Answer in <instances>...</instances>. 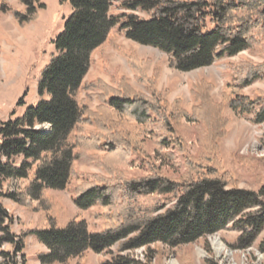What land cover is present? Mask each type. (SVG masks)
I'll return each mask as SVG.
<instances>
[{
	"label": "trees",
	"instance_id": "obj_1",
	"mask_svg": "<svg viewBox=\"0 0 264 264\" xmlns=\"http://www.w3.org/2000/svg\"><path fill=\"white\" fill-rule=\"evenodd\" d=\"M6 1L2 0L0 11L11 12L20 25L34 18L32 0H20L24 12ZM67 1L71 11L52 41L54 54L40 72L36 107H28L20 117L0 126V156H24L19 167L0 164V175L29 178L26 193L37 201L34 209L43 219L41 227L18 236L10 229L11 217L0 204V264H25L24 237L28 233L48 250L38 256L41 264L65 263L82 258L87 250L100 253L115 244H120L118 254L101 264H130L122 251L154 243L170 247L192 243L221 230L237 215L242 216L247 230L232 246H252L264 226V202L259 200L264 186L260 192L239 189L236 180L223 171L217 154L225 121L221 104L209 95L212 84L198 87L199 103L188 114L179 100L170 104L164 93L153 90L147 66L133 54L129 62L139 81L151 86L150 97L135 92L122 75L114 76L115 87H105L95 111L79 103L77 93L93 53L106 47L118 26L125 38L166 53L169 65L180 71L204 67L223 54L231 56L243 50L260 56V63L248 60L233 66L223 98L233 110L254 111L256 122H262L264 92L249 97L241 89L264 77V0H132L127 4L131 10L148 13L146 19L134 14L115 16L110 12L113 0ZM120 18H124L121 23ZM148 114L154 115L153 123ZM182 117L204 126L197 131L200 148L196 156L185 155L177 133ZM127 120L135 123L139 135L126 130ZM36 124L43 127L34 129ZM146 135L157 155L168 147L184 155L185 171L178 178L161 173L154 163L151 175L142 178H127L118 168L132 153L151 163ZM88 150L104 154L93 156ZM28 159L37 163L34 169ZM76 160L94 163L105 173L89 175L74 190L79 208L97 204L105 219L100 232H90L84 220L55 224L57 203L45 189H65L75 174ZM10 197L25 203L23 195L11 193ZM256 205L257 210L247 211ZM7 245L11 250H5ZM259 249L264 251V240Z\"/></svg>",
	"mask_w": 264,
	"mask_h": 264
},
{
	"label": "rangeland",
	"instance_id": "obj_2",
	"mask_svg": "<svg viewBox=\"0 0 264 264\" xmlns=\"http://www.w3.org/2000/svg\"><path fill=\"white\" fill-rule=\"evenodd\" d=\"M32 1L35 16L25 24L20 25L11 12L0 11V126L8 120L20 117L28 107H36L40 99L37 93L40 72L54 54L52 41L61 32L71 11L67 0ZM131 1L113 0L110 12L115 16L134 14L144 19L149 17L148 13L140 9H129L127 4ZM6 3L21 12L26 9L20 0H7ZM123 20L124 18H120L119 23ZM133 54L147 66V76L152 79L149 83L153 90L164 93L170 104L179 100L180 107L188 114H192L193 108L199 103L196 98L198 87L212 84L209 95L216 103L221 104V116L225 121L224 134L218 139L217 158L223 171L236 180L237 188L260 192L264 186V121L256 122L254 111L241 113L231 109L223 98V90L232 80V68L235 64L248 60L260 63L263 59L249 50H243L231 56L223 54L207 66L180 71L169 65L166 53L125 38L123 31L117 26L113 31L112 40L106 47H101L93 53L89 70L77 93V101L95 111L101 103L100 96L106 92L105 87H115V75L126 77L135 92L150 97L151 86L139 81L129 62V55ZM241 91L249 97L264 92V77L260 76L243 86ZM44 98H47V95H44ZM148 116L149 122L153 123L154 115ZM127 121L126 130L139 135L138 128L133 127L135 123ZM41 127L43 126L36 124L34 129ZM44 127L48 128L45 125ZM199 129L204 130V126L198 121L181 118L177 133L183 140L185 155H198L200 145L196 136ZM149 137L145 136V143L151 163L132 153L126 163L118 165V168L127 178H142L151 175L150 166L154 163L161 173L178 178L185 171L184 155L171 147L164 148L157 155L156 147ZM1 140L0 136V142ZM87 154L101 157L104 152L88 150ZM23 159L22 154L10 159L0 156V164L19 167ZM27 162L31 164V169L37 164L32 162V159ZM73 169L75 174L69 178L65 189H45L46 194L57 203L53 214L55 224L63 226L71 220H84L90 232H100L103 230L105 219L99 215L97 204L88 209L79 208L74 200V190L86 182L89 175L105 173L96 164L79 160L74 161ZM28 184L29 178L0 175V204L11 217L10 229L18 236L43 225L40 213L34 209L37 201L26 193ZM227 188H230V185ZM11 193L16 196L23 195L25 203L11 198ZM259 200L264 202V195H260ZM258 208L256 205L247 211H255ZM245 230L247 226L242 216L237 215L221 230L192 243L177 247L154 243L149 247L124 250L120 254L130 260V264H264V251L259 249V244L264 240V226L252 246L244 249L232 246L235 239ZM215 237L223 244L220 253L214 248ZM24 243L25 264H41L38 256L47 252L45 246L30 233L24 237ZM4 248L11 250L10 245ZM119 248L120 244H115L100 253L87 250L82 258H71L65 263L52 264H101L102 261L116 256ZM19 261L21 262V259Z\"/></svg>",
	"mask_w": 264,
	"mask_h": 264
},
{
	"label": "bare ground",
	"instance_id": "obj_3",
	"mask_svg": "<svg viewBox=\"0 0 264 264\" xmlns=\"http://www.w3.org/2000/svg\"><path fill=\"white\" fill-rule=\"evenodd\" d=\"M214 248L217 253H220L223 250V244L219 241L218 238L215 237L213 240Z\"/></svg>",
	"mask_w": 264,
	"mask_h": 264
},
{
	"label": "crops",
	"instance_id": "obj_4",
	"mask_svg": "<svg viewBox=\"0 0 264 264\" xmlns=\"http://www.w3.org/2000/svg\"><path fill=\"white\" fill-rule=\"evenodd\" d=\"M46 248V247H45ZM47 249V248H46ZM46 251H48V250H46Z\"/></svg>",
	"mask_w": 264,
	"mask_h": 264
},
{
	"label": "built area",
	"instance_id": "obj_5",
	"mask_svg": "<svg viewBox=\"0 0 264 264\" xmlns=\"http://www.w3.org/2000/svg\"><path fill=\"white\" fill-rule=\"evenodd\" d=\"M45 126H47V125H45ZM46 128V127H45Z\"/></svg>",
	"mask_w": 264,
	"mask_h": 264
}]
</instances>
